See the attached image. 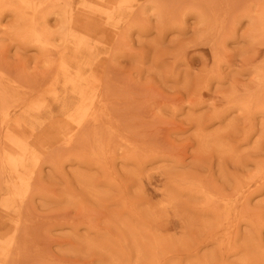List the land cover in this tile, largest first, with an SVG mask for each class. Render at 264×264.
<instances>
[{
	"label": "rangeland",
	"instance_id": "1",
	"mask_svg": "<svg viewBox=\"0 0 264 264\" xmlns=\"http://www.w3.org/2000/svg\"><path fill=\"white\" fill-rule=\"evenodd\" d=\"M66 1L0 0V264H264V0Z\"/></svg>",
	"mask_w": 264,
	"mask_h": 264
},
{
	"label": "bare ground",
	"instance_id": "2",
	"mask_svg": "<svg viewBox=\"0 0 264 264\" xmlns=\"http://www.w3.org/2000/svg\"><path fill=\"white\" fill-rule=\"evenodd\" d=\"M49 1V0H48ZM55 1V0H54ZM68 1V0H67ZM66 1V2H67ZM184 1V0H183ZM185 3V2H184ZM59 8V7H58ZM64 11V10H63ZM78 21V20H77ZM90 21V20H89ZM79 22V21H78ZM36 27V26H35ZM87 29V28H86ZM90 29V28H89ZM93 79V78H92ZM97 80V79H96ZM97 83H99V82H97ZM106 87V86H105ZM96 91V90H95ZM99 91V90H98ZM97 91V92H98ZM88 92V91H87ZM93 94V93H92ZM95 94V93H94ZM99 95V94H98ZM4 96V95H3ZM86 99V98H85ZM93 99H95L94 97H93ZM93 99H91V100H93ZM103 99V98H102ZM3 100V99H2ZM6 100V99H5ZM86 102V101H85ZM83 104H84V102H83ZM82 105V104H81ZM81 105H80V107H81ZM39 106V108H40V105H38ZM38 106H37V108H38ZM89 106V105H88ZM95 107V106H94ZM99 107V106H98ZM100 109V108H99ZM40 110V109H39ZM92 110V109H91ZM86 111V110H85ZM84 111V112H85ZM79 112H80V110H79ZM83 112V113H84ZM91 113V112H90ZM78 114V113H77ZM85 115V117L83 118V120H81V122L79 123V125H78V127L80 128V126L85 122V120H87L89 117H86L87 115L89 116V113L87 114V113H84ZM74 118V117H73ZM86 118V119H85ZM95 118V117H94ZM97 118V117H96ZM69 119V118H68ZM68 119H67V121H68ZM75 119V118H74ZM92 119H93V117H92ZM70 120V119H69ZM90 120V119H89ZM72 121V120H71ZM90 121H92V120H90ZM93 121H94V119H93ZM95 122V121H94ZM87 128V127H86ZM89 128V127H88ZM87 128V129H88ZM90 132V131H89ZM78 134V133H77ZM78 140V139H77ZM16 141V140H15ZM80 141V140H79ZM14 142V141H13ZM16 143H19V142H16ZM85 145V144H84ZM81 148V147H80ZM70 149V148H69ZM76 149V148H75ZM90 149V148H89ZM86 151H87V149H85ZM73 151H74V149H73ZM76 151V150H75ZM89 152V151H88ZM14 168V170L16 171L17 170V166H14L13 167ZM22 182V183H21ZM21 182H19V186H20V184H21V186L19 187V188H21L22 187V185H26L27 183H23V181H21ZM26 188V187H25ZM24 198V197H23ZM16 225V224H15ZM38 229V228H37ZM12 230H13V232H14V235L13 236H9V238H7V239H5L4 241H3V246H5V248H6V253H5V256L6 257H9L10 256V254L12 255V250H13V246H14V244H15V240H16V238H17V233L19 232V230H20V227L18 226V225H16V226H14L13 228H12ZM20 233V232H19ZM20 248V247H19ZM23 249V248H22ZM21 255V254H20ZM15 256V255H14ZM16 257V256H15ZM12 259V258H11ZM10 260V259H9ZM9 262H11V261H9ZM10 264V263H9Z\"/></svg>",
	"mask_w": 264,
	"mask_h": 264
}]
</instances>
